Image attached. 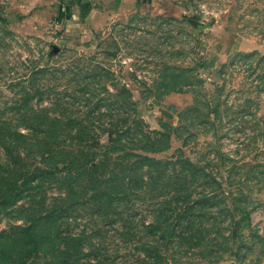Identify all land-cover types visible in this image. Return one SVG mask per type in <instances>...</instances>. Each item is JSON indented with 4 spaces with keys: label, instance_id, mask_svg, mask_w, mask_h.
Returning <instances> with one entry per match:
<instances>
[{
    "label": "rangeland",
    "instance_id": "374dc122",
    "mask_svg": "<svg viewBox=\"0 0 264 264\" xmlns=\"http://www.w3.org/2000/svg\"><path fill=\"white\" fill-rule=\"evenodd\" d=\"M33 167L0 264L60 221L40 264H264V0H0V182Z\"/></svg>",
    "mask_w": 264,
    "mask_h": 264
},
{
    "label": "trees",
    "instance_id": "16d2710c",
    "mask_svg": "<svg viewBox=\"0 0 264 264\" xmlns=\"http://www.w3.org/2000/svg\"><path fill=\"white\" fill-rule=\"evenodd\" d=\"M37 71L40 72L44 70L39 69ZM44 136L45 137L43 139L41 148H47L51 150V145L53 144L52 141L58 139L56 138L57 135H55V133H50L49 135L46 134ZM102 140H104L105 142L108 141L112 144L116 139L112 137V131H107L106 137H104V139ZM100 146H102L101 140H99L98 137L94 135L86 136V138H84V140L81 142V145L77 146L76 155L79 154L78 157L83 156L86 160H92L93 157L97 154L95 150L97 148H100ZM104 147H107V145H105ZM55 148L57 147H54L53 151ZM135 156L138 157L140 161H151L153 164L159 163V161L155 160L153 157L140 154H135ZM184 161L185 164L189 166L188 171L192 170L195 172L198 170V168L195 167L194 164L190 161L186 159ZM96 163H98V161H92V163L85 166H88L90 167V169H92L96 167ZM46 169L47 168L45 167L43 170ZM39 170L40 169H38L37 167H33V169L25 171L21 174L8 173V176L0 182V209L12 205L15 200H17L19 197L21 198L22 192L25 188H27V185H30L33 182L34 178L39 176ZM46 214L47 217L49 215H54V208L45 209V213L42 216V220H46ZM54 222L55 219L52 220L50 223ZM61 223L62 221L57 223L56 228L53 230L54 234H52V231H45L41 227L37 229H32L30 228V226H28L23 232H17L10 241L11 243H13L16 249L12 253L11 259H9L8 262L10 264H40L37 260H34V257H36L38 253L46 254L48 250L49 254H52L53 256H56L58 253L63 254L62 256L67 254L65 250H62L63 248H66L65 246L68 243V239L73 238L69 237V235H65V241H63L64 243H59L61 242L58 238V234H60L61 232Z\"/></svg>",
    "mask_w": 264,
    "mask_h": 264
},
{
    "label": "water",
    "instance_id": "95a60500",
    "mask_svg": "<svg viewBox=\"0 0 264 264\" xmlns=\"http://www.w3.org/2000/svg\"><path fill=\"white\" fill-rule=\"evenodd\" d=\"M191 24H193V21H191Z\"/></svg>",
    "mask_w": 264,
    "mask_h": 264
}]
</instances>
